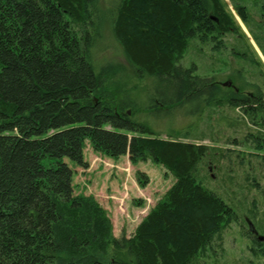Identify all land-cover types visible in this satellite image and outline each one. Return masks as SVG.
Listing matches in <instances>:
<instances>
[{"label":"trees","instance_id":"16d2710c","mask_svg":"<svg viewBox=\"0 0 264 264\" xmlns=\"http://www.w3.org/2000/svg\"><path fill=\"white\" fill-rule=\"evenodd\" d=\"M111 3L114 40L137 77L153 81L140 110L116 96L122 70L101 58L99 0H0V264H191L236 217L197 177L207 146L165 139L150 124L192 105L199 118L225 104L264 111L259 89L246 95L181 63L190 40L238 29L226 2ZM237 12L247 19L246 8ZM87 139L176 178L130 238L115 237L96 199L75 194L66 160L87 168Z\"/></svg>","mask_w":264,"mask_h":264},{"label":"rangeland","instance_id":"374dc122","mask_svg":"<svg viewBox=\"0 0 264 264\" xmlns=\"http://www.w3.org/2000/svg\"><path fill=\"white\" fill-rule=\"evenodd\" d=\"M113 1L99 0L107 46L101 58L122 70L115 80L122 91L116 96L132 100L140 110L152 93L153 81L137 77L114 40L108 17ZM224 1L238 29L218 40H190L181 63L186 68L196 66L197 75L214 78L223 87L246 95L257 88L264 95V0ZM237 6L246 8V20ZM248 108L225 104L206 109L199 118L192 105L175 110L172 117L161 113L150 119L165 139L173 134L175 140L207 146L197 177L236 213L191 264H264V239L259 234L264 226V111ZM85 143L87 168L66 160L74 170L75 194L96 199L110 218L115 237L130 238L176 178L151 160L133 163L128 155L111 158L94 151L89 139Z\"/></svg>","mask_w":264,"mask_h":264},{"label":"water","instance_id":"95a60500","mask_svg":"<svg viewBox=\"0 0 264 264\" xmlns=\"http://www.w3.org/2000/svg\"><path fill=\"white\" fill-rule=\"evenodd\" d=\"M224 86H231V84H224Z\"/></svg>","mask_w":264,"mask_h":264}]
</instances>
